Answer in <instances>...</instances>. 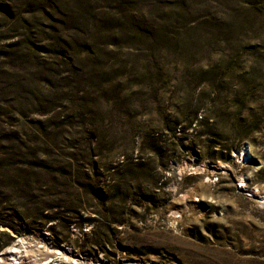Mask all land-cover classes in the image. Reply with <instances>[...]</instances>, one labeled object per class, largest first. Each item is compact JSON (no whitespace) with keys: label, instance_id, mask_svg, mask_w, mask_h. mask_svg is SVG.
<instances>
[{"label":"rangeland","instance_id":"1","mask_svg":"<svg viewBox=\"0 0 264 264\" xmlns=\"http://www.w3.org/2000/svg\"><path fill=\"white\" fill-rule=\"evenodd\" d=\"M129 4L0 0V253L264 264V0Z\"/></svg>","mask_w":264,"mask_h":264},{"label":"trees","instance_id":"2","mask_svg":"<svg viewBox=\"0 0 264 264\" xmlns=\"http://www.w3.org/2000/svg\"><path fill=\"white\" fill-rule=\"evenodd\" d=\"M132 1L135 3V0H112L113 6L111 8L112 10H115V11H123V9H118L117 5H121L123 7L130 6L129 3H131ZM79 12L80 11L75 10L73 13L75 16L72 14L70 15L72 17H76L78 21H84L85 19L81 18V16L78 15ZM70 15L68 14V17H70ZM106 19L108 20V23L112 25V28L114 29L119 28L120 21L116 19L115 15L109 14L108 17H104V20ZM113 22L114 24H112ZM74 28L79 29V27H74ZM117 43H118L117 41L114 42V44H117ZM2 147L3 146L0 145V148ZM19 163L20 162H18V160H16L15 157L11 158V157H8L7 155H3V154L0 155V225H4V226L6 225V226L13 227L10 222V214L7 212H3V210H6L5 208H2L3 203H4L3 189L4 187L8 186L7 184L11 181L12 178H15L17 181L19 177L22 178L23 180H25V178L27 177V175L23 173L24 170L21 169V165L23 164V162L21 163V165H19ZM42 163L38 161L37 166H42ZM138 171L139 170H136V169H128L127 173L133 176V175H137ZM117 189L118 188H116V190ZM9 239L10 237L9 238L7 237L6 232L0 230V250L6 246Z\"/></svg>","mask_w":264,"mask_h":264},{"label":"bare ground","instance_id":"3","mask_svg":"<svg viewBox=\"0 0 264 264\" xmlns=\"http://www.w3.org/2000/svg\"><path fill=\"white\" fill-rule=\"evenodd\" d=\"M258 201L264 205V197H259ZM40 246H38L39 248L37 247L36 249L28 250L27 252L24 253L23 259H26L27 262L26 264H65V263L67 264L76 261L74 260L75 258L72 257V254L68 250L66 251L62 249L49 250L46 248L45 245L41 244ZM7 250L3 253H0V264L4 262L3 258L5 257V255L10 257L8 258L9 262L7 261L9 264H21V262H19L17 260L18 258L16 257L17 253H20L18 248L12 245L8 247ZM76 264H78V262Z\"/></svg>","mask_w":264,"mask_h":264},{"label":"water","instance_id":"4","mask_svg":"<svg viewBox=\"0 0 264 264\" xmlns=\"http://www.w3.org/2000/svg\"><path fill=\"white\" fill-rule=\"evenodd\" d=\"M1 253H3V252H1Z\"/></svg>","mask_w":264,"mask_h":264}]
</instances>
